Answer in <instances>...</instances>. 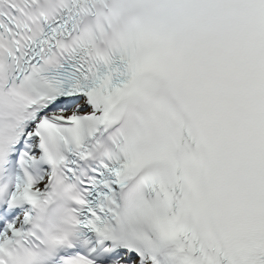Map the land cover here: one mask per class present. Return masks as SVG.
Returning a JSON list of instances; mask_svg holds the SVG:
<instances>
[{
    "label": "snow or ice",
    "instance_id": "obj_1",
    "mask_svg": "<svg viewBox=\"0 0 264 264\" xmlns=\"http://www.w3.org/2000/svg\"><path fill=\"white\" fill-rule=\"evenodd\" d=\"M0 264H264V0H0Z\"/></svg>",
    "mask_w": 264,
    "mask_h": 264
}]
</instances>
